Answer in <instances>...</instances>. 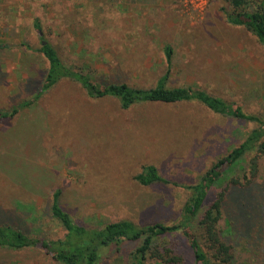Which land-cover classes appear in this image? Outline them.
<instances>
[{
    "label": "rangeland",
    "instance_id": "obj_1",
    "mask_svg": "<svg viewBox=\"0 0 264 264\" xmlns=\"http://www.w3.org/2000/svg\"><path fill=\"white\" fill-rule=\"evenodd\" d=\"M229 10L227 0H0V111L19 108L0 117V224L32 237H62L65 230L50 214L56 189L74 220L89 227L179 222L191 194L186 186L259 125L198 101L123 109L117 98H93L70 78L37 96L49 70L37 49L45 39L67 65L100 85L151 88L167 72L170 44L168 87L199 88L264 119V46L245 27L227 22ZM29 100L30 106L19 107ZM252 156L246 154L231 174L242 182L247 175L250 188L264 195V157L255 164ZM147 164L169 182L140 184L135 176ZM230 208L251 239L248 244L234 236L235 264H264V237L253 236L261 223L251 214L249 193L232 196ZM224 210L219 226L233 236ZM175 238L192 264L187 239L180 232ZM137 245L106 251L99 264H130ZM0 264L62 263L39 248L0 247Z\"/></svg>",
    "mask_w": 264,
    "mask_h": 264
},
{
    "label": "trees",
    "instance_id": "obj_2",
    "mask_svg": "<svg viewBox=\"0 0 264 264\" xmlns=\"http://www.w3.org/2000/svg\"><path fill=\"white\" fill-rule=\"evenodd\" d=\"M231 10L226 11V20L232 25L243 26L253 33L264 46V0L252 2L251 0H227ZM40 28V24L36 22ZM32 49L28 43H22ZM3 44L0 45V48ZM42 52L49 61V70L44 80L43 87L37 96L52 88L63 78L78 81L87 94L93 98L112 96L119 100L123 109L142 102L175 103L182 101H198L212 111L238 118L246 122H254L259 127L248 133L243 142L234 147L227 155L219 158L201 176V178L186 187L191 194L183 206L179 222L166 224L158 222L144 227L131 220L111 221L102 227H89L79 224L71 214L62 206L61 190L53 193L51 216L60 223L65 233L57 239L32 237L16 228L12 224H0V247L9 250H22L27 248H39L50 254L52 258L62 264H99L106 251L121 250L125 242H139L133 251V260L130 264H148L153 260L155 264H187L184 251L179 241L175 238L177 233H182L187 239L191 249L192 264H235L236 242L234 236H241L250 244L251 239L242 234L238 226L237 217L230 208L231 197H238L240 193H249L252 199V207L258 214L260 227L256 228L253 236L264 237V215L260 210L264 206V195L257 192L251 185L240 181V177L231 174L243 160L246 154L253 153L252 162L258 164V160L264 157V119L259 116L246 113L241 107L234 106L222 98L208 94L199 88L179 86L170 88L167 85L169 79L173 47L166 46L165 53L168 70L151 88L131 86L125 82H112L100 85L81 71H77L67 65L59 56L56 48L42 40ZM33 101H24L19 107L30 106ZM19 108L15 107L11 112L0 111V117L14 116ZM258 166V165H257ZM251 177L256 176L257 167H249ZM135 179L142 185H151L169 181L159 174L154 164L144 165ZM215 189V196L207 204L210 192ZM224 208L229 211L228 224L233 227V236L226 235L220 228V222L224 217ZM252 237V235H251ZM167 240L160 244H154L157 240ZM154 264V263H151Z\"/></svg>",
    "mask_w": 264,
    "mask_h": 264
},
{
    "label": "crops",
    "instance_id": "obj_3",
    "mask_svg": "<svg viewBox=\"0 0 264 264\" xmlns=\"http://www.w3.org/2000/svg\"><path fill=\"white\" fill-rule=\"evenodd\" d=\"M170 44H167L166 46H168ZM172 46V45H171ZM173 47V46H172ZM166 49V48H165ZM174 53H175V49L173 48V56H172V59L174 58ZM168 64V63H167ZM167 70H168V67H167ZM171 72V71H170ZM166 74V73H165ZM169 77H170V74H169Z\"/></svg>",
    "mask_w": 264,
    "mask_h": 264
}]
</instances>
